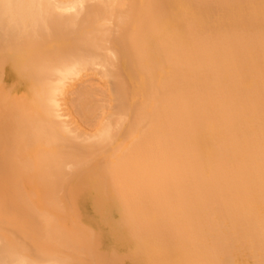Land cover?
Instances as JSON below:
<instances>
[{"label": "bare ground", "instance_id": "6f19581e", "mask_svg": "<svg viewBox=\"0 0 264 264\" xmlns=\"http://www.w3.org/2000/svg\"><path fill=\"white\" fill-rule=\"evenodd\" d=\"M110 1L0 0V62L5 66L4 61L12 57L2 52L6 48L14 49L13 58L21 63L29 60L18 65L29 74L27 84L11 72L5 74L10 107H36V95L30 97L25 91L31 85L42 92L39 99L45 111L54 107L59 111L63 102L57 99L63 100L76 77L84 75L88 80L85 72L90 71L100 80H117L116 62L125 56L139 60L146 46L153 45L157 61L172 71L164 73V65L147 67L143 105L134 109L130 123L137 139L131 137L134 143L125 142L129 149L121 151L119 161L101 169L102 182L115 194L114 209L122 213L127 231L122 239L128 242L120 250L123 254L119 256L116 247L115 257L108 260L115 264H250L254 259L253 264H264V26L251 29L259 20L248 27L244 20L249 19L243 18L249 6L253 9L251 3L258 5L261 0H182L179 16L170 23L168 0H145L143 5L139 0L143 13L137 18V12L131 16V10H124L126 0ZM214 12L216 28L211 22ZM122 24L132 31L124 39L115 30ZM112 36L120 44V53L110 45ZM54 40L60 42L54 44ZM106 50L111 52L109 57ZM84 80L76 84L78 96L71 89L77 104L70 95L72 107L83 116L75 115V109L73 113L84 119L81 124L93 123L86 126L94 125L96 132L81 141L85 147L79 145L85 129L71 118L74 128L68 122L60 125L56 110L54 120L70 136L47 124L43 138L62 146L49 145L48 152H36L32 160V170L45 182L42 187L49 205L57 204L55 196L71 169L86 166L114 136L110 117L115 111L105 112L113 109V103L104 104L114 92L104 91L115 84L107 80L111 86L104 85L105 89L100 81ZM103 93L108 100L98 101ZM124 99L118 84L117 100L122 104ZM101 113L109 114L104 118L110 120L101 119ZM35 135L39 137L37 124ZM21 208L6 212L15 242L5 229L4 234L0 232V264H70L49 233V215L43 213L41 219ZM87 247L90 260L92 253L95 257L104 253L101 247Z\"/></svg>", "mask_w": 264, "mask_h": 264}, {"label": "rangeland", "instance_id": "374dc122", "mask_svg": "<svg viewBox=\"0 0 264 264\" xmlns=\"http://www.w3.org/2000/svg\"><path fill=\"white\" fill-rule=\"evenodd\" d=\"M62 1H67V0H62ZM109 1L110 0H108V3L111 2V1L110 2ZM129 1L130 0H126V2H125L126 5H125V3H123L124 4L123 7L124 6L126 7V9H124V10L125 11L128 10L129 12L131 10V12H130L131 16L133 14H135V12H137V14H135L134 16H135V18L139 17L143 13V9L141 7H139L140 5H138V4L141 1L140 4L143 5L145 0H140V1L139 0H132V6L130 5L131 2H129ZM123 2H124V0H123ZM260 3L262 4L263 1L261 0ZM260 3L259 4L257 3L258 5L251 3V8H253V9H250L249 4L248 5L246 4L247 6H249L248 8L250 10L247 8L246 13L244 14L245 16H243V18L247 16V18H244V19H246V20L249 19V20L245 21L242 18L245 22V26L251 25V23H255L257 20H259V21L261 20L260 21L261 23H259V21H257L258 24L257 23H256V25L254 24L255 26L253 24L251 25L252 27L248 26L251 29H253L254 27L256 28L257 26L260 29V27L262 28V26H259L261 24L264 26V24L262 23V21L264 22V19H263L264 18V3L262 5L263 7L260 5ZM167 5H168V7L169 6L171 7L169 9V16H168L169 17V23H170L179 16V6L183 5V1L182 0H168ZM252 5L255 7V10H254V7H252ZM130 6L132 8H130ZM257 6L259 8H257ZM71 11H73V10H71ZM69 12H70V10H69ZM261 13H263V14H261ZM253 14H255V15H253ZM255 18H256V20H255ZM251 19H252V21H251ZM211 22H213V24L216 28V24L218 21H217V15L215 12L213 14V18H212ZM247 22H250V24H248ZM130 24L133 26H137L136 22H134V23L132 22ZM263 28H262V30H264ZM117 29H120V30L118 31ZM115 30L117 31V33L121 32V36L123 37V39L126 38L127 35L132 32L128 29L127 26L126 27L123 26V24L120 25L119 28H115ZM116 31H114V32H116ZM112 37L114 38V36H112ZM114 39L109 40V42L111 43L110 45L115 47L116 49H119L117 51H118V53H120V51H121L120 44L118 43V41L116 42V40H117L116 38H114ZM54 41H55V42H53L54 44H57L58 42H60L57 40H54ZM67 41H68V39H67ZM109 42H108V44H109ZM108 49H109V47H108ZM111 49H112V47H111ZM4 51H5L6 55H8V56L11 55L12 57H8L7 61L10 60L9 62L4 61L5 66L2 64L3 62H0V67H1L0 68V70H1V72H0V74H1L0 75V85H1L0 86V95H1L0 96V120H1L0 121V232L2 231V234H4V229H5V234L12 241L15 242V239L12 235L13 227H12V224L8 221V219H6V212L7 213H15L16 211L20 212L19 209H20V207H22L21 211H26V213L31 212L32 214L36 215V217L39 216V218H41V219H44V217L42 216L43 213L48 214L49 215V225H47V224L46 225L49 226V229H48L49 233L52 234L51 237L54 239V241L60 247V249L62 251L63 258L65 260L69 261L70 264H115V262L114 263L110 262L108 259H112L113 256L115 257L116 251L114 252V249L116 247H118L119 256H120V254L124 253V252H120V250L121 249L124 250L125 247L128 246V245H126L128 242L125 241L124 239H122L124 234H125V236L127 235V231L122 226V224H123V222L121 221L123 218L122 213L120 211H116L114 209L113 204L115 203V205H117V202L114 198L115 194L112 191V188L110 187V185H104V183L102 182L103 177L101 174L102 173L101 169L105 165L107 166L109 163H116L117 161H119V159L123 155L122 152L126 151L128 148V145H125L127 143V141L130 142L127 144H131V143L133 144L134 143L133 140L137 139L136 138L137 133L131 131V129H130L131 124L130 123L133 120L134 109H137V108L139 109L143 105V104H141V102H142V98H143L144 94L146 93V78H147L146 72H145L146 69L148 70V68H151V67L160 68L157 66H162V65H164L163 67H161V68H164V71H163L164 73H168V72H170V70L172 71V69L170 68V66L166 65V63H160L159 61H157V58H159V56L156 54V49L153 47V45L150 44V45L146 46V53L139 60H136L133 57L131 58V57L125 56L124 59L116 62V65L114 67H116L115 69H117L116 70L117 71V80H115L113 78H111V79L106 78L105 79L103 77H102L103 80H100L99 78H97V76H99V75L96 76V74L91 73L90 71L85 72V79H86L87 75H88V77L90 76V79L87 78L88 80L83 79L84 75H82V79L79 78L81 75L79 77H76V80L74 79L75 81L72 80V82L74 81L73 86H70L68 88V90H70V91L72 89L73 93H72V91L71 92L67 91L69 96L66 93L67 97L66 96H62L63 98L61 97L63 100L57 99L58 101L63 102V103H61V105L62 104L63 105L59 111L56 109V107L51 108L53 112L51 110L45 111L43 108V105L41 104V101H40L41 97L43 96L42 92L37 88V91H38V93H37L36 89L33 90V87H31V85H30V87L26 86V89H25L26 93H28V95H30V97H32L33 94H35L36 99L39 100V102L36 101V103H35L36 107H34L32 105L29 107V109H31V110H29V109L27 110V107H23V106H18V107H16V106L12 107L11 106L10 107L9 94L7 92L8 89L6 90L4 88V86H5L4 84H5V74L7 72H11V73L15 74L17 79H19V80L21 79V81L23 83L26 81L25 82L26 84L30 81L29 74L26 73L27 70H26L25 66H22V67L18 66L21 63V60L13 58V56L15 55L14 49H12V48L7 49L6 48V50H3L2 52H4ZM107 51H109V50H106V54L109 57V54H111V52L107 53ZM12 53H14V54H12ZM25 58H27V57H25ZM27 59L23 60L21 64H27L29 61ZM136 61L138 63H136ZM120 62H121V65H120ZM132 62H133V64H132ZM128 63H129V65H128ZM11 64L13 65V69H10V68H12ZM123 64H125V65H123ZM143 64H144V66H143ZM132 69H133V71H132ZM134 69L136 70L135 72H134ZM122 70H123V72H122ZM89 73H91L92 76L93 75L95 76V77L94 76L92 77V78H94V80L91 78V75ZM137 74H138V76H137ZM1 76L3 79L1 78ZM33 77L36 81L38 80L36 75ZM91 79L94 82L100 81V84L102 87L111 86L110 84L112 83L111 82L112 79L114 81L113 83L116 85V86L114 85L115 87L113 86V89L111 86V88H109V89L105 87V89H108V90H105V91L103 90L105 93L108 92L107 95L111 92L112 93L114 92L113 94L116 95V96L115 95L113 96V94L112 95L109 94L108 95L109 101L104 103V104H107V103L109 104V102H110L109 105H112L111 103H113V109H108L107 106L105 107L103 105L104 110H105V108H107V110H108V111L105 110V112L111 113V111L112 112L115 111L114 112L115 115L111 113L112 115L110 117L113 121L112 124H113V132H114L113 139L114 140L112 139V141L108 145H106V143H105L104 146H102L103 148L100 149L101 152L96 153L97 155H94V153L93 154L91 153V155H94V157L92 156L91 160L86 159L88 161L86 166H84L83 164H82L83 167L81 165H79V166H81V169L79 168V166H77L76 170L73 171V169H71L72 170L71 173L70 172H69V174L67 173L70 176H68L66 178V180L63 181L62 190L59 189L60 192L58 190V193H59L58 196H55L57 200L59 199L62 202V203H59L55 199L56 200L55 203H57L58 205L60 204L61 207L64 206L63 207V208H65V212H64V210L62 208H60V206H58L57 204L54 203L55 205L53 206V205H49V203L47 202L49 196L46 192L43 191V187H42V185H44L45 182L43 180H41L39 175L37 176L36 170L35 171L32 170V160L34 163V156H35L36 152H38V154H42L44 151L48 152L50 149L49 145H52L55 147L62 146V144L60 142H55V141H54V143L50 142L51 144H49L48 140L43 138V136H42L43 127L47 126V124H48V126L51 125L52 127L56 128V130H58L62 136L68 137V138L70 136L69 133L64 132V129L62 128V126L57 125L58 121L54 120V116H55L54 113L56 110L59 112V115H60L59 121L62 120V122H61L62 124H60V125H64L65 123L68 122L67 124L72 125L71 127L74 128L75 124L71 123L74 120L75 122L73 121V123H77V125L80 123L78 125V128L81 127L80 128L81 130L85 129V132L87 134L85 135V137L83 136V138H82V140H80V142L83 141L84 139H86L87 135L89 136L88 133H90V135H92V131L94 133L96 132L97 128L95 129L94 125L93 126L91 125V127L86 126L87 123L93 124V123H90V121H88V122L86 121L87 123L85 125H84L85 122L83 124H81L84 119L81 121V119H80L81 117H79V116H81L82 114L79 115V113H77L78 108H75V106H74V108L72 107L73 102L76 99V98L73 99L74 98L73 96L75 94L78 96V94L76 93L77 90H75V88L80 87L79 85H78L79 87L76 85V84H78L77 82L82 83V80L88 82ZM97 79H99V80H97ZM105 80H106V82H107V80H110L109 82H111V83L108 85V82L106 83ZM98 82H96V87L99 86V85H97ZM113 83H112V85H113ZM90 84L88 83V85H90ZM118 84L121 85V88L123 91V98L126 99V100L124 99L125 101L122 104L119 103L117 100ZM75 86H77V87H75ZM90 86H92V85H90ZM125 88L127 89V92L125 91ZM100 90H102V88L99 87V89H98V87H97V91H99L98 93H100ZM71 93L73 94V96L71 95ZM127 94H128V96H127ZM70 95L72 96L73 102L71 101ZM103 95H104V93L101 96H103ZM98 96L100 98V99H97L98 101L101 99L103 100L105 98H106L105 100H108L107 97H104L105 95L102 98L100 97V94ZM39 97H40V99H39ZM65 97H66V99H65ZM113 97H116L115 100ZM135 99H136V101H135ZM127 100H128V103H127ZM30 101H31V99H30ZM66 101H67V103H66ZM68 102H71L72 104L70 105V104H68ZM59 103L60 102H58V104ZM75 103L77 104V101H75ZM126 103L128 106L126 105ZM2 104L4 105V107ZM102 104H103V102H102ZM64 105H66L65 108L63 107ZM100 105H101V103H100ZM115 105H117V109H116ZM57 108L59 109V105ZM110 108H112V107H110ZM66 109H67V111H66ZM74 109L77 111H75ZM125 109H127V110H125ZM23 110H25V111H23ZM71 110H72V112H71ZM73 110L75 112V115H79L78 116L79 118L74 115ZM99 111H102V109H100ZM118 113L120 114V116ZM124 113H125L126 118L128 117L127 119L124 118V115H123ZM29 115H31V116H29ZM47 115H49L50 118H49V116L47 117ZM108 115L106 113V116H108ZM17 116H19L21 118L19 121L15 120V117H17ZM102 116L103 117H101V116H99V117H101V119L106 117V116H104V114H102ZM47 118H49V119H47ZM70 118L72 119V121ZM83 118H85V117H83ZM110 118H108V120H110ZM98 119H100V118H98ZM130 119H131V121H130ZM105 120L108 121L107 119H105ZM63 122H65V123L63 124ZM98 122H99V120H98ZM36 124L39 125V137L38 136L36 137V135H35ZM115 124H117V125H115ZM114 126H116V127H114ZM76 129H77V127H76ZM80 129H78V130H80ZM124 129H125V131H123ZM129 133L131 134L130 137H129ZM131 137L133 138V140L131 139ZM83 144L84 143H82V142H81V144L79 143V145H83ZM84 145H83V147H85ZM122 146H124V147L122 148ZM105 147H107L109 149H107ZM83 149H85V148H83ZM118 149H121V150L119 151ZM88 150H89V148L86 147L85 152ZM112 154H114V156ZM117 154H118V156H117ZM119 155H120V157H119ZM118 157H119V159H118ZM85 158H87V157H85ZM88 158H90V154H89ZM85 164H86V162H85ZM67 169H69V168H67ZM68 171H70V169ZM69 185H71V188L66 190ZM64 187H65V189H64ZM72 191H74L75 193L71 194ZM61 204H63V205H61ZM3 207H4L5 212H3V210H2ZM68 233H71L72 236H68ZM26 238H28V237L26 236ZM66 241L71 242L73 245L66 244ZM118 244H119V246H118ZM87 245H90L93 249L96 248L93 246L103 248V250H104L103 255L101 257H100V255L95 257L94 254L92 253L91 254L92 260H90V257L86 254V250L88 249ZM101 252H103V251H100V253ZM253 260L254 259H250V264H253ZM128 263H130V262L128 261Z\"/></svg>", "mask_w": 264, "mask_h": 264}]
</instances>
